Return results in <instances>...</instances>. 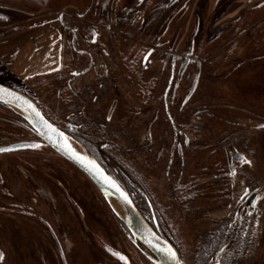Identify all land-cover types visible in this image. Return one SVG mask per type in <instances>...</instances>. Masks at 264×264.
Listing matches in <instances>:
<instances>
[{
    "label": "flooded vegetation",
    "instance_id": "af4514ba",
    "mask_svg": "<svg viewBox=\"0 0 264 264\" xmlns=\"http://www.w3.org/2000/svg\"><path fill=\"white\" fill-rule=\"evenodd\" d=\"M190 1L0 0V264H156L90 175L41 137L32 102L183 264L177 232L199 222L194 264H264V115L200 85L210 56L199 59L197 30L182 35ZM86 200L106 209L119 246L87 231Z\"/></svg>",
    "mask_w": 264,
    "mask_h": 264
},
{
    "label": "rangeland",
    "instance_id": "374dc122",
    "mask_svg": "<svg viewBox=\"0 0 264 264\" xmlns=\"http://www.w3.org/2000/svg\"><path fill=\"white\" fill-rule=\"evenodd\" d=\"M61 1L54 0V3L60 5ZM190 2V9L186 13L184 11L186 5L182 7V14L184 13L182 35L191 39L197 30L194 46L200 53L199 59L210 56L202 64L200 85H212V91L219 95L224 91L229 100H246V104H252L264 115V59L253 61L249 59V55L264 52V26L259 27L260 21L264 19V0H191ZM188 40L186 44L189 43ZM243 57L247 59L244 60L242 67L229 65L239 62ZM206 67L210 72L209 75L206 74ZM234 89L238 90L236 94ZM157 170H153L155 183L161 179ZM85 203L90 207L89 213L93 216L90 218L87 211L85 212L87 231L90 228V231L98 232L101 243L119 246L121 242L119 237H116L115 232L111 230L113 227L107 224L112 219L106 209L99 206L96 200H92V204L88 200ZM94 221L98 224H94ZM208 226L209 223L199 222L193 225V229L191 226V230L187 227L184 231L177 232L187 264H194L192 259L197 250L195 246L201 242L198 241L200 238L195 228ZM80 253L84 255L83 252ZM91 253L95 256L94 251ZM85 259L87 261L89 259L87 254Z\"/></svg>",
    "mask_w": 264,
    "mask_h": 264
},
{
    "label": "water",
    "instance_id": "95a60500",
    "mask_svg": "<svg viewBox=\"0 0 264 264\" xmlns=\"http://www.w3.org/2000/svg\"><path fill=\"white\" fill-rule=\"evenodd\" d=\"M6 91L7 88L0 84V100L5 99L4 95L7 93ZM11 99L15 100L14 96ZM30 105L32 117L36 120L35 123L41 131V137L51 144L54 147V150L84 169L87 174L90 175L105 195V198L108 200L110 205L113 207L114 212H116L124 224L130 228L132 232L131 237L139 249H141L142 252L156 264H176V260L172 259L166 251L169 246L173 248V244L169 240L159 236L151 225L147 223L146 219L138 211L132 199L129 198V194L124 185L111 175L107 174L103 167L94 160L95 158L88 152V150L83 148L84 146L60 130L55 124H51L48 120H46L35 103L32 102ZM49 125L51 127H49ZM60 133H63L66 137H68L67 145H65L64 140L60 137ZM72 150L79 152L89 160L95 161L99 168L103 170L104 175L114 180L120 190L118 191L116 187L112 186L98 172L92 170L86 164L80 163L76 158H74ZM125 196L127 198H125ZM173 249L176 251L175 248ZM177 258L180 259L178 253ZM179 261L180 264H183L181 260Z\"/></svg>",
    "mask_w": 264,
    "mask_h": 264
},
{
    "label": "snow or ice",
    "instance_id": "6c2138e0",
    "mask_svg": "<svg viewBox=\"0 0 264 264\" xmlns=\"http://www.w3.org/2000/svg\"><path fill=\"white\" fill-rule=\"evenodd\" d=\"M29 107H31V105H29ZM49 127H51V126L49 125ZM60 137L64 140L65 145H67L68 137H66L63 133H60ZM34 146L38 147V145H34ZM72 154H73L74 158H76L80 163L86 164L92 170H95L96 172H98L106 181H108L112 186L116 187L118 191L120 190L119 186L116 185L114 180H112L110 177L104 175L103 170L101 168H99V166L96 164L95 161L89 160L87 157L81 155L79 152H76L75 150H72ZM245 162L250 163L249 161H245ZM125 198H127V197L125 196ZM166 251L172 259L176 260V264H180V261L177 258V253L171 246H169L166 249ZM120 258L123 259V257H120ZM2 259H3V253H0V260H2Z\"/></svg>",
    "mask_w": 264,
    "mask_h": 264
}]
</instances>
